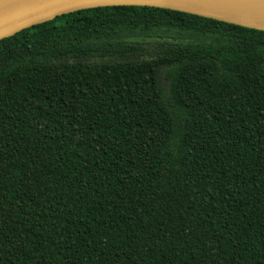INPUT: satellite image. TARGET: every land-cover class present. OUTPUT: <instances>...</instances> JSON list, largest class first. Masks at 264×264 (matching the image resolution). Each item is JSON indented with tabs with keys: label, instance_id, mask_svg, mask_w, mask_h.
Returning <instances> with one entry per match:
<instances>
[{
	"label": "trees",
	"instance_id": "1",
	"mask_svg": "<svg viewBox=\"0 0 264 264\" xmlns=\"http://www.w3.org/2000/svg\"><path fill=\"white\" fill-rule=\"evenodd\" d=\"M0 264H264V30L113 5L1 39Z\"/></svg>",
	"mask_w": 264,
	"mask_h": 264
},
{
	"label": "water",
	"instance_id": "2",
	"mask_svg": "<svg viewBox=\"0 0 264 264\" xmlns=\"http://www.w3.org/2000/svg\"><path fill=\"white\" fill-rule=\"evenodd\" d=\"M113 5L158 6L264 30V0H0V40L61 14Z\"/></svg>",
	"mask_w": 264,
	"mask_h": 264
},
{
	"label": "rangeland",
	"instance_id": "3",
	"mask_svg": "<svg viewBox=\"0 0 264 264\" xmlns=\"http://www.w3.org/2000/svg\"><path fill=\"white\" fill-rule=\"evenodd\" d=\"M161 83H162V85L164 86V88H166V85H167L166 81L162 79V80H161Z\"/></svg>",
	"mask_w": 264,
	"mask_h": 264
}]
</instances>
